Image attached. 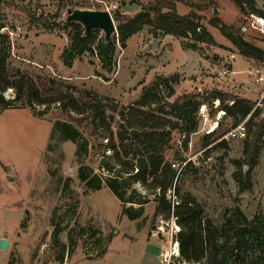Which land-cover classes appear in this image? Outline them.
<instances>
[{
  "label": "rangeland",
  "instance_id": "rangeland-1",
  "mask_svg": "<svg viewBox=\"0 0 264 264\" xmlns=\"http://www.w3.org/2000/svg\"><path fill=\"white\" fill-rule=\"evenodd\" d=\"M159 1L139 0L138 5L131 0H0V58L8 56L11 76L18 71L27 74L39 86L53 88L52 93L71 86L81 103L88 100L89 92L105 102L129 106L138 102L144 88L152 87L159 76L178 75L170 102L186 94L204 96L219 90L261 104L264 82L255 84L251 74L260 71L264 76V64L243 57L209 24L216 16L228 26L243 28L244 39L264 50V34L253 29L252 15H244L236 0H217L216 6L203 1L178 3L180 15L195 10L203 18L213 38L209 46L162 33L155 36L145 27L129 40L126 49L117 42V65L111 72L100 60L88 56L76 58L71 66L66 64L64 53L73 34L72 26L66 24L68 9L110 11L113 18L117 12L134 17ZM255 7L264 11L261 1ZM98 34L104 37L101 31ZM160 91V97L169 95L164 87ZM15 97L14 90L4 93L7 101ZM219 106L220 102H215L213 108L201 107L205 119L200 117L199 132L191 137L189 151L184 154L187 163L181 168L191 166L180 176L177 188L181 194L195 196L207 217L221 226L225 214L237 208L249 220L264 216V150L252 173L253 190L241 192L234 175L239 171L236 161L244 157L245 140L229 136L236 129L234 119L223 112L212 116ZM35 110L10 108L0 115V241L10 244L7 251L0 249V264H161L159 257L169 247L175 224L174 220H155L157 202L152 192L140 184L128 192L127 201L137 204L126 206L143 210L132 220L123 214L122 202L110 190H88L79 180L76 146L69 142L49 150L55 124H76L78 116L69 117L58 105H36ZM39 112L45 115H34ZM216 124L213 143L204 147L205 137L214 133ZM80 130L89 142L84 168L92 179H105L109 174L103 167L114 165L112 153L102 148L107 143L105 136L101 131ZM179 140L175 133L171 160L180 147ZM175 196L174 189L168 199L175 200ZM143 199L146 204L139 205ZM149 242L156 248L153 257L147 252Z\"/></svg>",
  "mask_w": 264,
  "mask_h": 264
},
{
  "label": "trees",
  "instance_id": "trees-1",
  "mask_svg": "<svg viewBox=\"0 0 264 264\" xmlns=\"http://www.w3.org/2000/svg\"><path fill=\"white\" fill-rule=\"evenodd\" d=\"M191 1L217 5V0H161L156 6L144 9L146 12L143 11L134 17L117 12L114 19L117 22L118 38L115 35L108 42L105 37H99L98 31L86 35L81 24L69 23L73 34L70 46L64 53L66 64L71 66L76 58L88 56L100 60L103 68L111 72L116 64L117 42L126 49L129 40L145 27H150L155 36L162 33L190 43L211 45L213 38L204 27L203 18L195 10L186 16L178 12V3ZM257 1L264 3V0H246L247 3L244 0H236V3L244 15L251 14L264 19V11L255 7ZM131 3L141 5L139 0H131ZM209 24L219 30L243 57L264 64V50L244 39L243 28L228 26L216 16ZM1 29L3 27L0 26V31ZM7 58V55L0 58V115L10 108H29L35 112L36 105L49 108L58 105L59 110L69 117L77 115L75 125L64 121L55 124L49 150L53 151L55 147L69 142L76 146V159L81 166L79 180L88 190H110L122 202L123 214L129 215L132 220L142 215L143 210L134 211L126 206L125 203L137 204L132 200L127 201L128 192L137 184L151 191L157 202L155 220H177L180 227L177 240L182 263L264 264L263 215L249 220L241 209L237 208L227 212L224 224L218 226L207 217L204 206L195 196L191 193L181 194L177 188L181 181L180 176L191 166L187 164L185 168H181L187 163L184 154L189 151L191 137L199 132L201 107L213 108L215 102H220L212 116L223 112L226 117L235 120L234 128L245 124L247 137L244 157L236 161L239 171L235 173L234 178L241 192L253 190L252 173L258 166L264 150V100L258 105L257 102L235 94L214 90L204 96L197 93L186 94L170 102L169 98H173L175 94L174 84L179 80L176 75L159 76L152 87L144 88L141 99L129 106L122 107L115 102H105L89 92L88 100L81 103L73 94L71 86H67V91L54 89L52 93L50 91L53 88L46 84L39 86L27 74L18 71L11 76ZM161 87L169 90V95L160 97ZM9 89L15 91L16 97L7 101L4 93ZM34 115L43 117L45 112ZM222 125L223 123H220L219 128ZM81 128L86 131H101L107 140L102 148L112 153L114 165L107 164L103 167L109 174L105 179H92L86 170L87 167L85 169L83 166L89 142ZM175 133L180 135V147L174 153V160H171L169 154L173 149ZM214 137L215 132L206 136L203 146L211 145ZM174 189L176 198L170 200L168 194ZM138 204H146L145 199ZM106 253L107 251L101 254V257Z\"/></svg>",
  "mask_w": 264,
  "mask_h": 264
},
{
  "label": "water",
  "instance_id": "water-1",
  "mask_svg": "<svg viewBox=\"0 0 264 264\" xmlns=\"http://www.w3.org/2000/svg\"><path fill=\"white\" fill-rule=\"evenodd\" d=\"M218 9L214 10L215 15L218 14ZM66 24L76 22L81 24L85 29V34L89 35L94 31H101L104 34L105 40L110 41L116 34L118 28L110 11H92L80 9H68ZM10 244L7 240L0 241V249L7 251Z\"/></svg>",
  "mask_w": 264,
  "mask_h": 264
},
{
  "label": "built area",
  "instance_id": "built-area-1",
  "mask_svg": "<svg viewBox=\"0 0 264 264\" xmlns=\"http://www.w3.org/2000/svg\"><path fill=\"white\" fill-rule=\"evenodd\" d=\"M253 21L251 23V26L254 30H257L264 34V19L261 17L253 16ZM254 77L255 84H261L264 82V76L260 71H257L256 73L251 74ZM200 117H205L203 112H201ZM205 119V118H204ZM229 136L233 138L243 139L245 140L247 137V132L245 128V124H241L239 127H237ZM227 138V137H226ZM175 229H173V233L170 234V242L169 247L167 249H163L161 255H160V263L161 264H186L181 262V254H180V245L177 240V236L180 232V227L177 224V220L173 218Z\"/></svg>",
  "mask_w": 264,
  "mask_h": 264
},
{
  "label": "crops",
  "instance_id": "crops-1",
  "mask_svg": "<svg viewBox=\"0 0 264 264\" xmlns=\"http://www.w3.org/2000/svg\"><path fill=\"white\" fill-rule=\"evenodd\" d=\"M148 250L147 252L149 253L150 257H153V253H154V249H156L153 245H151V242L148 243V246H147ZM159 248V246H158ZM161 250V249H160ZM158 251V257H159V250Z\"/></svg>",
  "mask_w": 264,
  "mask_h": 264
},
{
  "label": "bare ground",
  "instance_id": "bare-ground-1",
  "mask_svg": "<svg viewBox=\"0 0 264 264\" xmlns=\"http://www.w3.org/2000/svg\"><path fill=\"white\" fill-rule=\"evenodd\" d=\"M218 129V125L216 124L213 128H212V133L215 132Z\"/></svg>",
  "mask_w": 264,
  "mask_h": 264
}]
</instances>
